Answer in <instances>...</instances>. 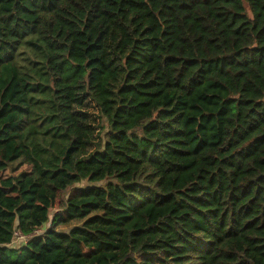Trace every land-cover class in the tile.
<instances>
[{"label": "trees", "instance_id": "1", "mask_svg": "<svg viewBox=\"0 0 264 264\" xmlns=\"http://www.w3.org/2000/svg\"><path fill=\"white\" fill-rule=\"evenodd\" d=\"M0 264H264V0H0Z\"/></svg>", "mask_w": 264, "mask_h": 264}, {"label": "rangeland", "instance_id": "2", "mask_svg": "<svg viewBox=\"0 0 264 264\" xmlns=\"http://www.w3.org/2000/svg\"><path fill=\"white\" fill-rule=\"evenodd\" d=\"M31 43V44H30ZM41 46V47H40ZM45 47L43 44L39 41V38L37 36H31L27 38L24 42L23 47L20 50V54H18L15 63L22 69L20 70L21 74L28 73L34 83L38 86V93H53V85L52 82L49 80V77L46 75L44 70V61H45ZM8 72L5 70L3 73V77L7 76ZM43 96L40 95V98ZM42 111L40 110V113H45L49 110H52L51 104L48 103V106L45 104L43 106H40ZM88 112L93 116L95 121V126L97 128L96 131V143L100 139V136L104 137L107 127V122L105 119L101 117L100 111L95 105H92L89 107ZM105 131V132H104ZM95 143V146H96ZM95 150V147H92V150H90L89 153H92ZM13 168L17 169L16 172H12L11 170L6 171L2 173L1 175L4 178L10 177L12 174L16 175L21 172H29L31 170L28 166H20L19 163H16L13 165ZM91 186L88 182H82L80 184H77L72 189H69L68 191L62 193L61 200L67 201L69 197L75 195L80 189L86 188ZM58 212V208L53 210L50 214V221L54 218L55 214ZM51 226V223L44 225V227L41 229V234L44 233L49 229Z\"/></svg>", "mask_w": 264, "mask_h": 264}, {"label": "built area", "instance_id": "3", "mask_svg": "<svg viewBox=\"0 0 264 264\" xmlns=\"http://www.w3.org/2000/svg\"><path fill=\"white\" fill-rule=\"evenodd\" d=\"M42 229V228H41ZM41 229L34 231L31 235H24L19 230L15 233V240L13 242L14 245H18L19 247H24L28 244L29 239L41 236Z\"/></svg>", "mask_w": 264, "mask_h": 264}]
</instances>
